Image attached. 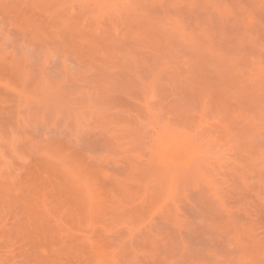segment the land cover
<instances>
[{"label": "rangeland", "instance_id": "374dc122", "mask_svg": "<svg viewBox=\"0 0 264 264\" xmlns=\"http://www.w3.org/2000/svg\"><path fill=\"white\" fill-rule=\"evenodd\" d=\"M0 264H264V0H0Z\"/></svg>", "mask_w": 264, "mask_h": 264}]
</instances>
